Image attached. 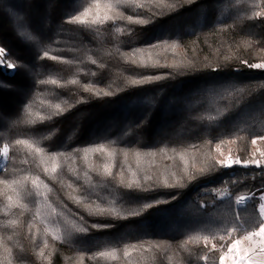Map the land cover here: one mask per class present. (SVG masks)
<instances>
[{
  "label": "trees",
  "instance_id": "1",
  "mask_svg": "<svg viewBox=\"0 0 264 264\" xmlns=\"http://www.w3.org/2000/svg\"><path fill=\"white\" fill-rule=\"evenodd\" d=\"M263 9L264 0H0V47L17 65L0 67V148L10 149L0 264H206L213 242L218 262L245 233L225 231L237 215L253 230L255 202L233 201L264 187V170L216 162L220 149L255 158L251 140L264 135V69L242 63L264 62ZM77 15L113 19L66 22Z\"/></svg>",
  "mask_w": 264,
  "mask_h": 264
},
{
  "label": "snow or ice",
  "instance_id": "2",
  "mask_svg": "<svg viewBox=\"0 0 264 264\" xmlns=\"http://www.w3.org/2000/svg\"><path fill=\"white\" fill-rule=\"evenodd\" d=\"M88 14V9L85 8L83 15L87 16ZM256 18L260 19V18H264V13H260L257 12L256 14ZM113 17L111 16H104L103 18L100 19H94L91 21H86V20H82L81 16L77 15V16H73L70 17L66 22L67 23H92V24H96V23H106L108 20H112ZM129 22H133V23H141L144 24L146 23V21L140 20V19H136L134 20L132 16L127 17ZM6 49H4L3 47H0V66H4L7 67L9 69H15L17 67V65L7 62L6 59ZM43 58H51L52 60H58L60 58H58L57 56H51L49 57V53L48 52H44L43 57H41V59ZM93 63H95V61H93ZM242 63L249 69H264V62L262 63H249L247 60L242 61ZM213 70H219V69H213ZM234 71H240V69H233ZM144 81L137 79V80H133L131 81L132 84L134 85H138V84H142ZM41 84L46 83V81H40ZM50 83L52 84H56L57 81L56 80H52L50 81ZM55 107L57 109L60 108V105L57 104L55 105ZM257 141H264V135H254L252 140H251V144L252 145H256ZM17 145L20 144H29V142L27 140H17L15 142ZM29 147H34V145H29ZM217 147L219 148V145H217ZM34 150L36 153H42L44 151L43 148L40 147H34ZM87 151V150H86ZM97 152H102L104 151V146L100 145L97 149ZM257 151H259V149H257ZM9 145L8 144H4L2 148H0V158H3V160H8L9 159ZM260 156L264 157V152H260ZM253 157H255V154L253 153ZM56 159V154L52 155V160L55 161ZM216 164L219 165V167L222 168H231L235 165H240L243 167H249V166H256L258 168H261L262 170H264V158L262 159H256V158H252V159H244L243 161H241L238 157L236 159H232L231 157H229L227 160H219L216 162ZM60 168V165L58 163H53L52 167L50 169V171L52 173H55L58 169ZM5 170V165L3 164L2 161H0V171H4ZM45 172L49 171V169L45 168L44 169ZM201 173L204 172V169L200 170ZM105 172L107 173V175L111 176L112 173L111 171H109L108 166L105 165ZM4 183H8V181H3ZM39 182L40 181V177H36L35 180H32V186L34 188L37 189L36 195L40 196L42 195L39 192ZM45 187H47V185H45ZM129 187H131V185H129ZM230 195L227 192H222L220 193V196H228ZM9 200L12 199L11 196L8 197ZM234 204L235 205H244L246 202H255L253 203V215L255 216V222L253 225V230H248L246 228L243 227V224L240 223V218L237 215L235 217V223L236 226L232 227L230 229V231L228 229H225L226 232L230 233H236V232H240V231H244L246 233V236H244V239L248 240L251 242V246L247 247V248H243L241 249L239 246L241 245V239H232L230 241V243L227 245V251L223 252V254H221L218 258V262L215 260H211L210 256L212 252L217 251V245L215 242H213L211 244V248L209 249V254L205 255L202 257V259L206 262V264H264V187L258 188L255 191H250L247 194H240L235 196L234 198ZM156 206V204H152V203H148L144 205V208H151ZM54 211V209H53ZM100 211H104L103 209H101ZM111 211H115V209H111ZM139 213H133V215H137ZM82 219V218H81ZM246 223V221H245ZM92 228H99L101 226L99 225H91ZM78 231L80 232H87L88 228L87 227H81L78 229ZM69 235H71L69 233ZM57 239H62L63 237L58 236L56 237ZM224 238L221 237V240H223ZM203 241H204V246L205 248H208V241H209V236H204L203 237ZM101 256L105 255V253L101 252L100 253ZM125 255H127V253H125Z\"/></svg>",
  "mask_w": 264,
  "mask_h": 264
},
{
  "label": "rangeland",
  "instance_id": "3",
  "mask_svg": "<svg viewBox=\"0 0 264 264\" xmlns=\"http://www.w3.org/2000/svg\"><path fill=\"white\" fill-rule=\"evenodd\" d=\"M5 59H6V57H5ZM6 61H7V59H6ZM0 67L3 70H7V69L8 70H12V69H9V68L4 67V66H0ZM257 149H259V151H257ZM260 152H264V141H257V144L254 145V154H255V158L256 159L264 158V157L260 156ZM9 157H10V152H9ZM229 157H231L233 159V158H235L237 156L231 150L220 149V160H227ZM8 160H3V158H0V161H2L5 166H6L7 162H8ZM244 236H246V233H244L239 238H236V239H241V241H242L241 245L239 246L241 249L251 246V242L246 240V239H244Z\"/></svg>",
  "mask_w": 264,
  "mask_h": 264
},
{
  "label": "built area",
  "instance_id": "4",
  "mask_svg": "<svg viewBox=\"0 0 264 264\" xmlns=\"http://www.w3.org/2000/svg\"><path fill=\"white\" fill-rule=\"evenodd\" d=\"M262 13H264V9H263ZM236 158H237V157H235V158H233V159H236ZM243 194H247V193H243ZM238 206H241V205H238Z\"/></svg>",
  "mask_w": 264,
  "mask_h": 264
}]
</instances>
